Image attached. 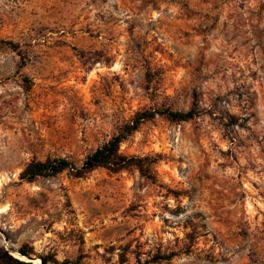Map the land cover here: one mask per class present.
<instances>
[{
    "label": "rangeland",
    "instance_id": "1",
    "mask_svg": "<svg viewBox=\"0 0 264 264\" xmlns=\"http://www.w3.org/2000/svg\"><path fill=\"white\" fill-rule=\"evenodd\" d=\"M121 146L80 165L136 113ZM0 249L58 264H264V0H0Z\"/></svg>",
    "mask_w": 264,
    "mask_h": 264
},
{
    "label": "trees",
    "instance_id": "2",
    "mask_svg": "<svg viewBox=\"0 0 264 264\" xmlns=\"http://www.w3.org/2000/svg\"><path fill=\"white\" fill-rule=\"evenodd\" d=\"M157 116L165 117L172 122H189L196 118L195 109L188 112H178L171 109H147L136 113L133 119L119 128L107 143L87 155L80 165L68 158H48L45 161H32L21 173L20 178L26 182H34L41 177L53 178L64 172H69L75 178H84L98 169H106L112 173L122 172L129 167H136L147 179H154L153 166L149 158L128 157L121 152V146L131 136L139 131L146 122ZM19 256L5 248L0 249V264H33L23 260V257L35 255L27 244L18 251ZM14 255V256H13ZM41 264H58L52 255H38Z\"/></svg>",
    "mask_w": 264,
    "mask_h": 264
},
{
    "label": "water",
    "instance_id": "3",
    "mask_svg": "<svg viewBox=\"0 0 264 264\" xmlns=\"http://www.w3.org/2000/svg\"><path fill=\"white\" fill-rule=\"evenodd\" d=\"M19 255V254H18ZM14 256V255H13ZM16 257V256H15ZM23 260H25V261H28V262H30V263H33L34 264V261H36V260H40V264H41V259L40 258H37V257H35V256H30V257H23L22 258Z\"/></svg>",
    "mask_w": 264,
    "mask_h": 264
},
{
    "label": "bare ground",
    "instance_id": "4",
    "mask_svg": "<svg viewBox=\"0 0 264 264\" xmlns=\"http://www.w3.org/2000/svg\"><path fill=\"white\" fill-rule=\"evenodd\" d=\"M0 212H1V211H0ZM13 254H15L16 257L19 256L17 253H13ZM19 257H20V256H19ZM34 264H40V260H36V261H34Z\"/></svg>",
    "mask_w": 264,
    "mask_h": 264
}]
</instances>
